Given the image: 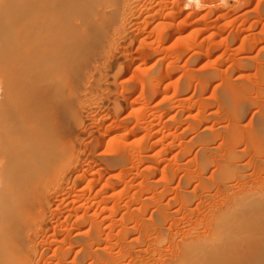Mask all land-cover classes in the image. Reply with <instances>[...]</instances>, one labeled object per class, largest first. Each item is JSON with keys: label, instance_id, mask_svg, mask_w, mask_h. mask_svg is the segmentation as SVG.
I'll list each match as a JSON object with an SVG mask.
<instances>
[{"label": "rangeland", "instance_id": "obj_1", "mask_svg": "<svg viewBox=\"0 0 264 264\" xmlns=\"http://www.w3.org/2000/svg\"><path fill=\"white\" fill-rule=\"evenodd\" d=\"M144 2V31L139 16L122 35H112L118 23L112 20L107 38L104 31V38L98 36L108 47L101 50L98 39L87 54H95L94 61L88 56L86 61L98 72L92 68L85 83L81 148L67 158L65 175L39 189L40 198L34 196L40 202L32 205L28 253L19 264L146 260L143 249H164L152 230L156 213L171 216L160 226L162 232L178 233L193 228V220L214 205L222 209L257 186L249 177L239 184L234 180L246 173L239 168L243 140L264 104V82L263 92L250 88L238 97L236 114L225 94L255 84L252 60L264 54V0ZM136 251L137 257L128 254Z\"/></svg>", "mask_w": 264, "mask_h": 264}, {"label": "bare ground", "instance_id": "obj_2", "mask_svg": "<svg viewBox=\"0 0 264 264\" xmlns=\"http://www.w3.org/2000/svg\"><path fill=\"white\" fill-rule=\"evenodd\" d=\"M144 1L0 0V264H19L24 261L23 256L28 253L27 250L25 252V241H29L30 237V233L26 234V226L28 221V226L31 225L34 218L31 212L35 208L33 203L40 202L37 201L41 195L39 189L56 176H63L68 170L66 163L68 164L69 155L73 152L79 153V128L82 123L80 110L87 86L85 83L87 78L91 77L88 75L91 69L95 70V67L91 66L92 62L89 64L86 61L87 54H91L98 46L94 43L98 41L102 31L106 33V27L112 20L118 21L115 22L116 29H112L113 34L110 32L112 35H122L124 28H131L130 25L134 22L132 20L138 19L139 16H142L139 21L140 30L144 31L143 18L147 14ZM221 1L224 5L223 0ZM107 34H104L105 38ZM101 35L100 37L104 38ZM100 42L98 43L101 49L107 42L104 45ZM260 55L252 60V75L254 74L255 78L253 86L242 87L237 94L236 91L224 89L227 104L231 105L235 114L239 109L238 97L245 91L251 88L255 94L263 92L260 85L264 82V54ZM93 56L95 57V54ZM88 57L92 60V57ZM259 110L243 140L245 151H241L244 161L240 162L239 168L246 170V173L247 168L249 171L234 180L236 183L240 180L244 182L249 177V182L256 183L255 189L246 196L236 198L231 204L229 200L232 198L229 195L231 199H226L229 201L225 203L227 206L221 209L217 207L219 203L214 205L212 210L207 209V214L203 213L204 215H199L196 221L193 220V228L188 227L189 230L178 233L162 232L160 226L166 217L171 216L156 213L152 220V230L159 234L156 237L161 243L164 242V249L159 250L160 248H152L153 246L149 245L151 250L140 251L143 255L147 254V259H137L133 264H264V104ZM234 140L236 141L235 138ZM228 141L231 144L232 139ZM217 166L219 167L220 163ZM227 169L224 172L230 171ZM225 175L227 176L226 173ZM207 185L210 186L207 183L204 186ZM34 196L38 198L35 199ZM172 210L174 211V208ZM196 225L202 227L201 232L194 230ZM163 226L167 227V224ZM132 240L134 242V239ZM138 253L139 251L128 254L137 257ZM153 253L154 259V256L150 255Z\"/></svg>", "mask_w": 264, "mask_h": 264}]
</instances>
